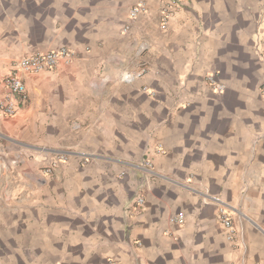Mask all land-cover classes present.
Listing matches in <instances>:
<instances>
[{
	"label": "crops",
	"instance_id": "crops-1",
	"mask_svg": "<svg viewBox=\"0 0 264 264\" xmlns=\"http://www.w3.org/2000/svg\"><path fill=\"white\" fill-rule=\"evenodd\" d=\"M170 1L0 0V103L14 60L75 52L0 112V264H264V0H176L162 29Z\"/></svg>",
	"mask_w": 264,
	"mask_h": 264
},
{
	"label": "built area",
	"instance_id": "built-area-1",
	"mask_svg": "<svg viewBox=\"0 0 264 264\" xmlns=\"http://www.w3.org/2000/svg\"><path fill=\"white\" fill-rule=\"evenodd\" d=\"M177 9V1L172 0L165 4L160 12V26L162 29H167L171 20V17ZM146 6L144 4H138L134 6L130 11V18L135 19L141 13L145 12ZM125 32L129 31V27H125ZM75 60V52L67 47L60 48L58 50L48 51L46 53H38L33 56L22 57L16 59L12 63L11 72L4 79V85L6 88V95L4 100L0 103V112L5 117L15 116L21 107L27 104L30 100L28 88L25 79L29 75H39L48 71H54L60 65H69ZM135 75L126 74L124 76V81L129 83L133 81ZM210 83L214 86L217 91H223L225 86L216 83L213 77H210ZM261 98L264 102V85L261 87ZM158 155L165 153V150L158 147L156 150ZM66 161L65 156H59L54 158L50 166L45 169L46 174L53 173L54 169L62 162ZM145 166L153 168L151 161L146 160ZM145 204V199L139 197L136 201V208H142ZM219 220L221 224L227 230L228 238L233 241L236 236V226L233 217L226 211L222 210L220 212ZM171 222L176 225H184L185 217L182 215H177L171 218ZM116 264V263H112Z\"/></svg>",
	"mask_w": 264,
	"mask_h": 264
}]
</instances>
